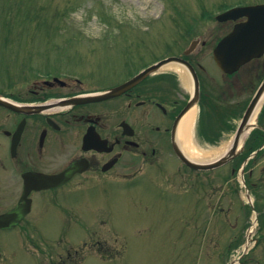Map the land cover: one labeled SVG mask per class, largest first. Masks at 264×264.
I'll return each instance as SVG.
<instances>
[{
  "label": "flooded vegetation",
  "instance_id": "flooded-vegetation-1",
  "mask_svg": "<svg viewBox=\"0 0 264 264\" xmlns=\"http://www.w3.org/2000/svg\"><path fill=\"white\" fill-rule=\"evenodd\" d=\"M211 16L210 34L201 31L203 26L179 27L172 38L174 47L166 54L186 60L196 76L186 69H161L112 98L78 100L85 94L122 85L159 59H146L138 52L139 62L128 70L118 67L110 82L91 84L85 78L57 73L41 77L9 72L0 78V97L17 105L0 104V241L15 231L26 241L46 240L40 225L51 222L56 209L66 222L84 220L72 209L80 206L74 202H89L82 200L88 192L93 195L92 207L101 209V203L96 202L102 194L111 197L116 188L133 192L162 188L168 180L182 181L186 168L203 172L185 165L174 148L178 143L175 124L192 97L196 81L199 119L193 141L198 146L211 144L222 133L210 124L220 107L229 116L223 128L235 126L264 84V52L232 73L224 72L214 60L219 41L247 18L219 21L217 13ZM194 40H198L196 49L186 54ZM257 124L260 128L250 134L242 156L264 145V104ZM14 213L17 217L9 220ZM64 235L59 239L65 242V250L56 251L54 245L43 249L50 257L47 264H81L90 251L88 242L74 248ZM94 241L92 252L107 257L121 254L116 245L118 236ZM2 251L0 245V263Z\"/></svg>",
  "mask_w": 264,
  "mask_h": 264
},
{
  "label": "rangeland",
  "instance_id": "rangeland-1",
  "mask_svg": "<svg viewBox=\"0 0 264 264\" xmlns=\"http://www.w3.org/2000/svg\"><path fill=\"white\" fill-rule=\"evenodd\" d=\"M263 1L0 0V78L39 69L38 74L71 72L91 84L110 82L118 67L128 70L139 62L138 52L152 60L171 51L179 27L199 22L210 34L203 11ZM223 110L210 121L222 133L200 149L211 151L229 141L232 124L223 128L229 118ZM245 158L206 172L186 168L183 180H168L167 187L116 188L111 197L102 194L94 201L101 209L92 207L88 192L82 200L89 202H74L80 206L72 209L84 220L66 222L56 209L55 218L40 225L46 240L10 233L0 241V264L50 263L43 249L65 250L59 239L64 233L73 246L118 236L121 254L104 259L87 251L81 264H264V153Z\"/></svg>",
  "mask_w": 264,
  "mask_h": 264
},
{
  "label": "water",
  "instance_id": "water-1",
  "mask_svg": "<svg viewBox=\"0 0 264 264\" xmlns=\"http://www.w3.org/2000/svg\"><path fill=\"white\" fill-rule=\"evenodd\" d=\"M243 15L249 16V21L238 25L228 37H226L221 41V43L218 45V47L215 50V58L218 64L220 65L221 68H223L226 71H233V69H236L239 65L244 63L249 58L257 55L258 52L264 49V20H263L264 4L252 6V7H237L219 15V19L224 20V19L235 18ZM195 46H196V42H193L191 48L188 51H186V53L191 52L195 48ZM169 62L181 63L186 67H188L194 74L193 69L186 61H184L181 58L171 57L149 67L142 74L138 75L134 79L126 82L125 84L119 87L111 88L96 94H89L86 96L78 97V100L97 101V100H103L116 96L122 93L124 90L131 87L132 85H134L136 82H138L148 73L157 70L164 63H169ZM263 97H264V84H262L261 88L259 89L254 99L252 100L251 104L249 105L236 131V134L234 135V139L232 141L231 146L223 155H221L220 157H218L213 161H207V162L196 161L189 158L182 149V147L176 146L175 150L179 158L184 163H186L187 165L193 168L210 170L224 165L226 162L232 160L234 157L239 155L241 151L244 149V145H245V141L244 142L241 141L242 137L245 134H247L251 128L256 126L255 124H252V122L250 121L252 119V116L256 108L261 103ZM198 98H199V86H198V82L196 81L194 95L191 101L189 102V104L187 105V107L181 113L178 123H180L185 117V115L195 107V105L198 102ZM0 104L13 106V104L3 100L1 97H0ZM248 198L250 199V195H248ZM247 249L248 248H246V250Z\"/></svg>",
  "mask_w": 264,
  "mask_h": 264
},
{
  "label": "bare ground",
  "instance_id": "bare-ground-1",
  "mask_svg": "<svg viewBox=\"0 0 264 264\" xmlns=\"http://www.w3.org/2000/svg\"><path fill=\"white\" fill-rule=\"evenodd\" d=\"M171 67L179 68V67H176V65H172V64L165 66L164 68L167 69ZM183 76H184L185 81L188 82V76L185 73H183ZM260 106L261 104H259L258 107L256 108L250 122L252 123L256 122L257 115L260 110ZM195 116H196L195 110L191 111L184 118L182 124L180 125L179 139H180L181 146L184 152L186 153V155L193 160H198V161L215 160L227 151V149L231 146V142L230 141L224 142L223 145L217 146L211 151H205V150L197 148L192 143V140H191V131H192V125H193ZM246 136L247 134H245L242 137L241 141L244 142Z\"/></svg>",
  "mask_w": 264,
  "mask_h": 264
}]
</instances>
